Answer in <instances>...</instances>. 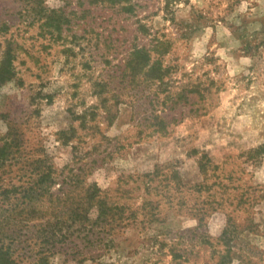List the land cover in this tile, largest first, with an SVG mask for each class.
<instances>
[{
    "label": "rangeland",
    "instance_id": "obj_1",
    "mask_svg": "<svg viewBox=\"0 0 264 264\" xmlns=\"http://www.w3.org/2000/svg\"><path fill=\"white\" fill-rule=\"evenodd\" d=\"M5 144L67 234L17 264H264V0H0Z\"/></svg>",
    "mask_w": 264,
    "mask_h": 264
},
{
    "label": "trees",
    "instance_id": "obj_2",
    "mask_svg": "<svg viewBox=\"0 0 264 264\" xmlns=\"http://www.w3.org/2000/svg\"><path fill=\"white\" fill-rule=\"evenodd\" d=\"M7 148L8 144H5L0 150V157H3V159L9 154ZM43 168L45 167H38L35 171V176L29 177L28 180L23 181L19 185H12L10 188L0 187L2 189H0V196L2 197L0 210L3 213L2 215L0 214V225L4 226L2 230L0 229V264H17L15 257L17 247L15 245L18 243L17 237L22 234V228L39 227L35 231V237L41 242L54 241L59 236L61 238L67 237V234L62 233L64 227L62 222L64 221L61 217L63 213L60 211L55 213L56 210L52 209L49 214L48 211L43 209L48 208L46 203L53 202L52 198L56 195L51 191L53 184L51 167H47L46 170ZM99 191L100 189L95 187L94 191L88 192V197L85 198L87 202L84 201V204H89L87 210H81L79 207L72 210L69 209L70 218L68 217V220L71 223L89 220L88 212L90 208L97 205L99 208L98 217L106 213L103 201L99 197ZM33 221H39V223H32ZM9 227H19V229L9 233L6 230ZM48 250L45 248L38 252L37 264H49L50 254L47 253ZM220 264H225V262Z\"/></svg>",
    "mask_w": 264,
    "mask_h": 264
}]
</instances>
